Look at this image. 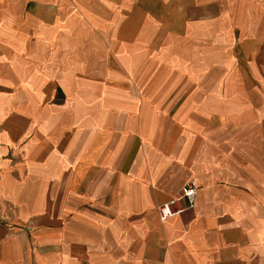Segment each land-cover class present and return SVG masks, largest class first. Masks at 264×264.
<instances>
[{
	"label": "crops",
	"instance_id": "crops-1",
	"mask_svg": "<svg viewBox=\"0 0 264 264\" xmlns=\"http://www.w3.org/2000/svg\"><path fill=\"white\" fill-rule=\"evenodd\" d=\"M0 264H264V0H0Z\"/></svg>",
	"mask_w": 264,
	"mask_h": 264
},
{
	"label": "built area",
	"instance_id": "built-area-1",
	"mask_svg": "<svg viewBox=\"0 0 264 264\" xmlns=\"http://www.w3.org/2000/svg\"><path fill=\"white\" fill-rule=\"evenodd\" d=\"M195 192V184L192 181L185 182L174 197L155 206L157 219L163 221L167 217L180 213L184 209L191 207Z\"/></svg>",
	"mask_w": 264,
	"mask_h": 264
}]
</instances>
